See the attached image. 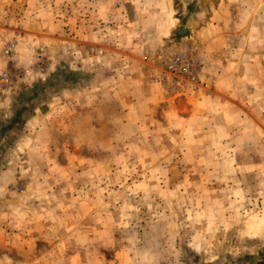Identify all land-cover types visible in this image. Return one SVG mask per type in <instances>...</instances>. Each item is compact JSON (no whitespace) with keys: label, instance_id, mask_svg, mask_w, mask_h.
Returning a JSON list of instances; mask_svg holds the SVG:
<instances>
[{"label":"rangeland","instance_id":"obj_1","mask_svg":"<svg viewBox=\"0 0 264 264\" xmlns=\"http://www.w3.org/2000/svg\"><path fill=\"white\" fill-rule=\"evenodd\" d=\"M221 1L0 0L4 224L28 223L33 205L38 212L46 202L54 217L52 254L64 260L81 251L63 239L76 232L60 227L91 222L97 252L111 264H264V196L222 198L205 190L204 169L190 175L194 169L182 168L174 176L172 169L146 166L156 155L146 149L151 137L143 132L156 126L122 120L126 112L140 114L144 100L135 87L142 83L167 94L186 86L175 87L161 76L154 56L186 42L201 67L205 48L196 30ZM225 1L236 15L250 11V0ZM10 41L14 52L6 57L3 49ZM124 80L140 84L132 87ZM63 94L80 95L63 110L70 113L76 105L83 112L79 134L54 125L46 136L36 129L30 133L35 126L29 123L49 111L51 96ZM60 106L53 105L54 111L61 112ZM163 106L165 101L158 103L155 112ZM45 119L38 120L41 126ZM31 136L33 144H43L41 150L29 146ZM190 176L193 183L184 182ZM45 190L52 199L45 200ZM76 200L86 210L82 217L71 208ZM15 250L8 248L13 255Z\"/></svg>","mask_w":264,"mask_h":264},{"label":"crops","instance_id":"obj_2","mask_svg":"<svg viewBox=\"0 0 264 264\" xmlns=\"http://www.w3.org/2000/svg\"><path fill=\"white\" fill-rule=\"evenodd\" d=\"M250 2V11L236 15L222 0L206 25L196 30L205 48L200 54V80L206 82L208 91H192L186 85L167 94L160 92L154 84L142 83L135 87L140 89L144 100L140 114L126 112L122 118L128 121L138 119L143 124L156 126L152 129L148 125L143 127H148L143 136L151 137L144 142L146 149L156 155L154 163L146 159V166L172 169L174 176L181 174L182 168L194 169L190 175H196L197 169H204L202 184L205 190L229 199L264 196V0ZM225 24L233 26L226 28ZM124 67L132 70L131 65ZM135 81L124 80L132 87ZM78 96H51L46 103L49 111L43 115L38 113L29 123L35 126L30 133L36 129L46 136V132H52L53 125L74 132L84 114L77 112L76 105L70 113L63 110L71 101L77 104ZM164 101L163 111L155 112L154 107ZM57 102L61 104V112L54 111L53 105ZM40 118H46L44 126L40 125ZM78 131L75 132L77 135ZM34 140L33 137L29 140V146ZM77 141L80 142L79 138ZM33 145L39 150L43 147L42 143ZM177 178L176 183L181 182L180 177ZM0 182L4 180L0 178ZM184 182L193 183V177ZM43 194L45 200L52 199V194L46 190ZM76 201L78 203L71 208L82 217L86 210L79 200ZM16 206L14 204L13 208ZM35 207L36 204L28 223L22 226L4 224L5 215L0 218L3 222L0 223V264H111V260L102 258L97 252V236L90 234L95 231L91 222L87 227L78 223L71 229L68 224L60 227L62 231L76 232L70 236L63 234V239L70 240L72 248L81 251L80 256L77 254V257L66 260L53 256L55 235L51 204L45 202L44 208L38 212ZM12 245L17 249L14 255L8 251Z\"/></svg>","mask_w":264,"mask_h":264},{"label":"built area","instance_id":"obj_3","mask_svg":"<svg viewBox=\"0 0 264 264\" xmlns=\"http://www.w3.org/2000/svg\"><path fill=\"white\" fill-rule=\"evenodd\" d=\"M14 45V41L5 45L3 54L6 57L12 56ZM154 58L156 69L161 76L170 79L171 84H174L175 87L187 85L192 91L207 89V84L200 80L201 67L195 51L186 42H182L176 47L163 49ZM2 77L6 78V74L4 73Z\"/></svg>","mask_w":264,"mask_h":264},{"label":"trees","instance_id":"obj_4","mask_svg":"<svg viewBox=\"0 0 264 264\" xmlns=\"http://www.w3.org/2000/svg\"><path fill=\"white\" fill-rule=\"evenodd\" d=\"M184 30H185V29L182 28V29L179 31V34L183 33ZM16 118H17V112L14 114L13 121H15Z\"/></svg>","mask_w":264,"mask_h":264}]
</instances>
